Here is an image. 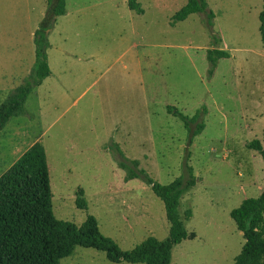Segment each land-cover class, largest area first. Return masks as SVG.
Returning a JSON list of instances; mask_svg holds the SVG:
<instances>
[{
  "label": "rangeland",
  "instance_id": "374dc122",
  "mask_svg": "<svg viewBox=\"0 0 264 264\" xmlns=\"http://www.w3.org/2000/svg\"><path fill=\"white\" fill-rule=\"evenodd\" d=\"M65 1L48 37L54 74L1 132L0 176L39 141L54 216L76 225L93 216L128 252L149 237L167 239L170 224L163 201L142 176L128 179L121 162L138 160L128 166L163 185L188 178L189 166L196 183L179 214L195 237L173 247L171 264H234L245 240L230 213L264 191V159L247 147L263 140L264 0H206L212 26L208 11L172 24L188 0H137L143 14L127 0ZM47 10L46 0H0V105L34 67V33ZM216 48L228 57L211 73ZM169 110L190 119L200 112L190 127L203 131L193 137ZM80 190L86 209L76 206ZM59 264L131 263L77 246Z\"/></svg>",
  "mask_w": 264,
  "mask_h": 264
},
{
  "label": "trees",
  "instance_id": "16d2710c",
  "mask_svg": "<svg viewBox=\"0 0 264 264\" xmlns=\"http://www.w3.org/2000/svg\"><path fill=\"white\" fill-rule=\"evenodd\" d=\"M127 2L131 11L143 14L137 0ZM46 3L47 14L34 33V67L24 84L17 87L0 105V134L11 118L25 113L28 96L51 75L47 56L49 31L57 17L66 13V1L46 0ZM207 11L209 26H212L214 14L209 10L206 0H188L173 16L172 24L184 21L191 14ZM260 34L264 43V9L260 14ZM221 42V39L216 40V44ZM227 57L224 50H209L211 73L218 60ZM169 112L185 123L193 137L203 131L202 123L195 130L190 127L197 121L200 112L191 119L172 110ZM247 147L264 159V129L263 140L255 139ZM120 155L124 158L122 152ZM128 165L137 169L139 161L129 162L125 159L121 162V167L128 170L127 178L142 176L153 193L163 201L170 224L167 239L161 241L149 237L131 251L123 252L112 239L102 235L95 217L88 216L81 225L57 219L52 210L46 151L43 144L37 141L0 176V264H59L61 259L70 257L77 246L105 252L113 263L171 264L173 247L195 237L193 233H188L179 214L182 196L196 183L193 170L188 166V178L179 177L163 185L154 181L146 171L139 170L137 173ZM76 206L78 209L87 208L82 190L76 198ZM191 216L192 212L187 211L186 219ZM230 216L245 240L234 264H264V191L256 198L245 199L231 211Z\"/></svg>",
  "mask_w": 264,
  "mask_h": 264
},
{
  "label": "crops",
  "instance_id": "0c3cea01",
  "mask_svg": "<svg viewBox=\"0 0 264 264\" xmlns=\"http://www.w3.org/2000/svg\"><path fill=\"white\" fill-rule=\"evenodd\" d=\"M48 64H49V67H50V70H51V75H50L48 78H46L40 86L44 85V82H46L48 79H50V78L53 76V74H54L53 71H52L51 64H50L49 60H48ZM40 86H39V87H40ZM37 88H38V87H37ZM37 88H36V89H37ZM36 89H35L33 92H35ZM33 92H32V93H33ZM26 101H27V100H26ZM35 142H37V141H35ZM35 142H34V143H35ZM34 143H33V144H34ZM33 144H32V145H33ZM32 145H30L29 148H30ZM29 148H28V149H29ZM28 149H27V150H28ZM27 150H26V151H27ZM26 151H25V152H26ZM23 154H24V153H23ZM23 154H22V155H23ZM22 155H21V156H22ZM17 160H18V159H17Z\"/></svg>",
  "mask_w": 264,
  "mask_h": 264
}]
</instances>
